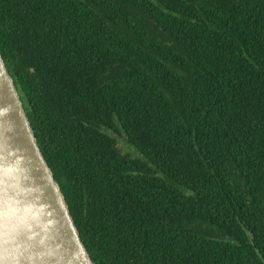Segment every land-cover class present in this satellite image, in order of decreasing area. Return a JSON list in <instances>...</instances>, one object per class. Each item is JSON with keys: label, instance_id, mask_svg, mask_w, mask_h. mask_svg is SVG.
Returning <instances> with one entry per match:
<instances>
[{"label": "trees", "instance_id": "1", "mask_svg": "<svg viewBox=\"0 0 264 264\" xmlns=\"http://www.w3.org/2000/svg\"><path fill=\"white\" fill-rule=\"evenodd\" d=\"M0 57L94 264H264V0H0Z\"/></svg>", "mask_w": 264, "mask_h": 264}, {"label": "water", "instance_id": "2", "mask_svg": "<svg viewBox=\"0 0 264 264\" xmlns=\"http://www.w3.org/2000/svg\"><path fill=\"white\" fill-rule=\"evenodd\" d=\"M0 57V264H94Z\"/></svg>", "mask_w": 264, "mask_h": 264}, {"label": "rangeland", "instance_id": "3", "mask_svg": "<svg viewBox=\"0 0 264 264\" xmlns=\"http://www.w3.org/2000/svg\"><path fill=\"white\" fill-rule=\"evenodd\" d=\"M107 133L111 134L113 137L116 138V140H115L116 141V145H117V147H118V149H119V151L121 153L129 155L130 157H135L136 156L135 153H137V152L130 145L129 146H130L131 149L128 147L127 143L125 142L126 139H125L124 136H120V135L115 134V133H113L111 131L110 132L107 131Z\"/></svg>", "mask_w": 264, "mask_h": 264}]
</instances>
